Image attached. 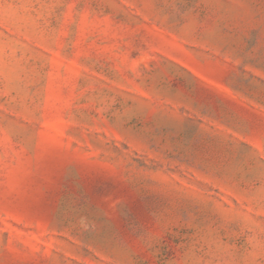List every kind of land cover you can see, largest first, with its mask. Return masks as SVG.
Returning a JSON list of instances; mask_svg holds the SVG:
<instances>
[{"label":"rangeland","instance_id":"rangeland-1","mask_svg":"<svg viewBox=\"0 0 264 264\" xmlns=\"http://www.w3.org/2000/svg\"><path fill=\"white\" fill-rule=\"evenodd\" d=\"M0 264H264V0H0Z\"/></svg>","mask_w":264,"mask_h":264}]
</instances>
